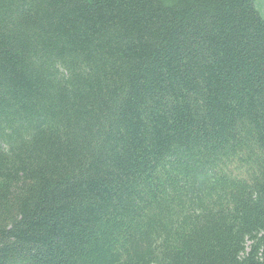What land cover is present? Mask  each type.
<instances>
[{
    "label": "trees",
    "instance_id": "16d2710c",
    "mask_svg": "<svg viewBox=\"0 0 264 264\" xmlns=\"http://www.w3.org/2000/svg\"><path fill=\"white\" fill-rule=\"evenodd\" d=\"M257 0H0V264H264Z\"/></svg>",
    "mask_w": 264,
    "mask_h": 264
},
{
    "label": "rangeland",
    "instance_id": "374dc122",
    "mask_svg": "<svg viewBox=\"0 0 264 264\" xmlns=\"http://www.w3.org/2000/svg\"><path fill=\"white\" fill-rule=\"evenodd\" d=\"M256 4L262 15H264V0H257Z\"/></svg>",
    "mask_w": 264,
    "mask_h": 264
}]
</instances>
